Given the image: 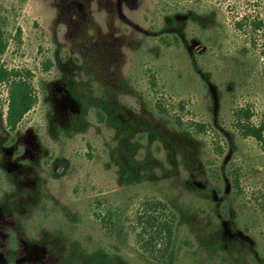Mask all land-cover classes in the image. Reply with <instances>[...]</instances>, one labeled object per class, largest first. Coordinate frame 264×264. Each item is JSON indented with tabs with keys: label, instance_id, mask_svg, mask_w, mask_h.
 I'll return each instance as SVG.
<instances>
[{
	"label": "rangeland",
	"instance_id": "obj_1",
	"mask_svg": "<svg viewBox=\"0 0 264 264\" xmlns=\"http://www.w3.org/2000/svg\"><path fill=\"white\" fill-rule=\"evenodd\" d=\"M0 19L35 96L10 130L0 82V264H264V148L237 127L264 126V0H0ZM157 201L164 258L139 223Z\"/></svg>",
	"mask_w": 264,
	"mask_h": 264
},
{
	"label": "trees",
	"instance_id": "obj_2",
	"mask_svg": "<svg viewBox=\"0 0 264 264\" xmlns=\"http://www.w3.org/2000/svg\"><path fill=\"white\" fill-rule=\"evenodd\" d=\"M7 47V39L0 19V57L4 54ZM0 82L7 84V111L6 125L10 130H14L24 115L32 108L35 103V96L32 91L31 83L26 76L21 75L16 70L7 69L0 64ZM162 103V104H161ZM158 102V108L165 111L163 102ZM199 130L202 124H196ZM237 127L242 135L253 137L264 148V126L255 125L250 121V114L247 111L239 110L237 112ZM120 181L124 185H130L138 180L137 172L129 165H124L120 170ZM108 223L111 221L107 217ZM139 223L142 226L147 246L155 250L164 258L165 253L171 244L173 237V214L165 212V204L160 201L149 202L145 210L139 217ZM111 261V255L101 249H98L78 260L77 264H108Z\"/></svg>",
	"mask_w": 264,
	"mask_h": 264
}]
</instances>
